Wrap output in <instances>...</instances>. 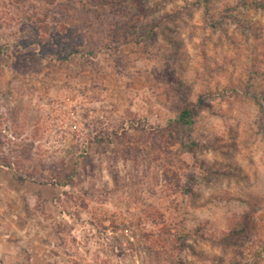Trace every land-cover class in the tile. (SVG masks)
<instances>
[{"label": "rangeland", "instance_id": "obj_1", "mask_svg": "<svg viewBox=\"0 0 264 264\" xmlns=\"http://www.w3.org/2000/svg\"><path fill=\"white\" fill-rule=\"evenodd\" d=\"M54 1L0 3V264H151L146 253H117L113 238L126 249L130 231L180 222L207 223L206 237H217L251 211L248 195L263 206L264 12L218 0L213 13L230 16L217 30L195 0ZM72 37L83 40L73 57ZM190 105L193 136L213 143L201 152L183 151L184 135L167 124ZM74 171L73 186L55 185ZM221 192L235 199L211 201ZM257 217L234 242L198 238L189 264H264Z\"/></svg>", "mask_w": 264, "mask_h": 264}, {"label": "trees", "instance_id": "obj_2", "mask_svg": "<svg viewBox=\"0 0 264 264\" xmlns=\"http://www.w3.org/2000/svg\"><path fill=\"white\" fill-rule=\"evenodd\" d=\"M51 3H54V0H48ZM216 1L218 0H195L194 3L196 6H199L203 9L204 17L209 22L211 28L222 30L223 28V22H225V19H228L230 15H226L227 17H224V15L221 12H218L217 14L213 13L214 10L218 8ZM245 1L244 6L248 7L247 9L252 8L255 11H262L264 12V0H240V2ZM8 5L18 8L21 5H24L26 0H0V3L3 5ZM238 3V2H237ZM232 4V3H230ZM234 4V3H233ZM226 7L224 10L226 12L228 11H238V7L236 5H229L226 4ZM234 20V19H233ZM37 21L40 23V28L42 30V34L49 35L50 34V27L46 23L44 19L37 18ZM237 21V19H235ZM243 25V24H242ZM2 23H0V29L2 28ZM247 28L248 25H245ZM145 32L147 34H153L156 33V25L153 23H147L145 24L144 28ZM250 29H253L251 27ZM152 36V35H151ZM260 40H264V36L260 37ZM72 42L76 45L72 48L70 51L71 57L80 55L83 53L82 51V44L83 40L76 39L74 37L71 38ZM0 47V52H1ZM256 72H259L258 70ZM264 76V73H261ZM263 97H264V93ZM205 96L201 95L198 97V100L196 102V105L202 106L205 104L204 101ZM260 103V102H259ZM262 103V102H261ZM260 103V104H261ZM195 104V103H194ZM197 116L198 113L194 106H185L181 109V111L176 115L174 119H169L167 121V124L171 127L179 129L182 134L184 135V140L182 141V148L185 152H193V151H202L204 148H210L213 147L211 142L210 144H201L197 138L193 136L195 125L197 123ZM124 129V128H123ZM113 135H117L116 131L112 132ZM95 142L101 144L102 138H95ZM9 168H12V165L8 163ZM219 168L222 169V173L225 174V171L227 168H229L228 165H220ZM16 179L19 182H26L28 180H33V173L27 174V176L23 177L21 175H15ZM75 176L76 171L72 172V175L68 174L65 176V182L64 183H55L57 186H64V187H71L75 184ZM191 182L194 181V178L190 180ZM182 194L190 199L191 202L195 200V197L197 195L196 192L193 191L192 187L188 184L184 185L181 189ZM235 197H233L229 192H221L218 194H214L211 197V201H218V202H227L230 200H234ZM247 202V205L251 208V211L245 214H241L240 217H237L236 219L232 220L229 223L227 232H223L221 236L214 237V235H211L208 233V237H206V231L207 230V223L200 228L197 229H186L184 227L183 223L180 222L179 227L177 228H171V226H168L166 224H163L161 227H156L154 223L153 224V230L149 233H144L142 236L146 238L143 243H141V233H133L130 231L131 236L125 235L124 240L126 241L127 248H123L121 243L123 242L121 238L114 237L113 241L116 247L117 253H146L150 257L151 264H160V259L165 258L168 264H189L187 253H196L193 243L197 242L198 238L203 239H209L210 241L217 243V244H224V243H231L234 242L233 240L235 238H240L247 236L250 233H254L257 225H258V217L257 216H263L264 212V204L263 206L260 205L262 200L261 198L253 197L251 194L248 195L247 199H244ZM264 202V199H263ZM65 212V211H64ZM258 213V215L256 214ZM256 214V215H255ZM71 215V214H68ZM151 218L154 220L155 218H162V214L157 209H154L153 214H151ZM73 216V215H71ZM78 221L80 220V217H75ZM262 218V217H261ZM162 220V219H161ZM154 222V221H152ZM83 223V222H82ZM112 232L117 235V230L120 229V226L113 225L111 227ZM109 230L105 227V231ZM126 231H128V228H126ZM124 236V235H123ZM134 237L135 239H138L137 242H132L131 237ZM102 237V234H101ZM215 239H214V238ZM258 238V237H256ZM261 238V237H259ZM216 240V242L214 241ZM264 243V240L261 241ZM244 264H249L248 262H245Z\"/></svg>", "mask_w": 264, "mask_h": 264}]
</instances>
